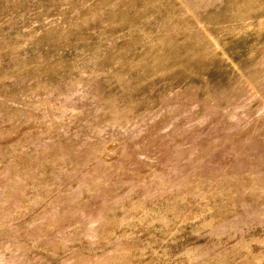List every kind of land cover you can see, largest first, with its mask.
<instances>
[{"label": "rangeland", "instance_id": "rangeland-1", "mask_svg": "<svg viewBox=\"0 0 264 264\" xmlns=\"http://www.w3.org/2000/svg\"><path fill=\"white\" fill-rule=\"evenodd\" d=\"M0 264H264V0H0Z\"/></svg>", "mask_w": 264, "mask_h": 264}]
</instances>
